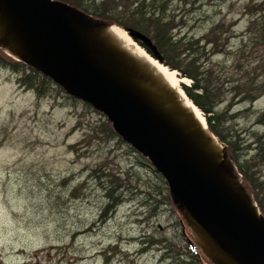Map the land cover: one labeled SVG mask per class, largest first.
Segmentation results:
<instances>
[{
  "label": "rangeland",
  "instance_id": "374dc122",
  "mask_svg": "<svg viewBox=\"0 0 264 264\" xmlns=\"http://www.w3.org/2000/svg\"><path fill=\"white\" fill-rule=\"evenodd\" d=\"M170 3L174 13L185 14L182 30L188 35L201 36L215 22L228 29L225 44L207 60L220 100L214 111L225 118L217 127L230 144L215 136L223 155L226 148L230 154L221 162L223 173L255 202L231 155L235 147L242 158L256 156L261 175L256 182L264 196V151L254 149L255 134L264 131L257 122L264 93L249 103L233 86L250 77L264 86V45H250L246 32L264 0ZM66 13L81 30L99 28L76 9ZM243 43L249 47L239 56ZM4 51L0 55L14 59ZM17 78L0 67V264H197L186 259L190 243L199 264H219L194 238L189 216L182 219L163 177L111 130L101 112L53 82L39 99ZM187 79L181 88L191 83ZM107 190L121 202L103 216Z\"/></svg>",
  "mask_w": 264,
  "mask_h": 264
},
{
  "label": "water",
  "instance_id": "95a60500",
  "mask_svg": "<svg viewBox=\"0 0 264 264\" xmlns=\"http://www.w3.org/2000/svg\"><path fill=\"white\" fill-rule=\"evenodd\" d=\"M3 1L14 28L23 34L29 52L23 57L30 59L26 62L67 94L104 114L118 136L148 158L187 219L191 216L244 264H264V220L260 211L258 219L248 213L213 172L202 169L188 155L187 145L166 123L90 61L79 39L80 28L66 13L70 7L58 0ZM122 29L152 58L163 63V56L149 36L132 27ZM6 42V37L0 40L3 46ZM239 191L247 197L242 189ZM190 246L195 252V246Z\"/></svg>",
  "mask_w": 264,
  "mask_h": 264
},
{
  "label": "trees",
  "instance_id": "16d2710c",
  "mask_svg": "<svg viewBox=\"0 0 264 264\" xmlns=\"http://www.w3.org/2000/svg\"><path fill=\"white\" fill-rule=\"evenodd\" d=\"M58 1L72 9H76L91 16L97 23H105L107 25L115 24L122 28L132 27L149 36L163 56V64L170 70H177L181 77L186 76L190 78L191 83L189 85H183L182 89L186 96L197 106L200 112L203 113L208 129L219 137L221 141L230 144V141L225 138L222 131L217 127L225 118H222L220 113L214 111V107L220 100L216 87L212 84L213 70L212 67L208 65L207 61L212 53L217 52V50L225 44L227 34H225V37L222 35L226 33L228 29L222 31L224 27L223 22H215L210 26L208 31L201 36L193 34L188 35L187 32H183L182 30L186 26L183 19L185 14L180 11L178 15L174 13V10H170L169 6L171 0ZM187 3H189V0H187ZM192 9V4H189L187 10L191 11ZM177 15L179 16L178 20ZM246 32L250 36V45H264V6H260L256 8V10H253L252 19L246 27ZM208 45H211L210 48H208ZM248 47V45L243 43L241 49L238 50L239 56H242ZM0 67L3 69L7 68L11 72L18 74V78L16 79L18 85L25 90H32L37 98L40 99L49 92L52 81L27 63L14 59L11 60L6 56L0 55ZM259 82L258 79L250 77L243 84L236 82L233 88L241 94L240 100L253 103L260 94L264 93V86ZM257 122L264 127V110L257 116ZM109 124L111 130L115 132L110 122ZM254 144H256V148L254 149L257 153L264 151V131L260 135L255 134ZM131 148L135 150L133 147ZM232 153V161L241 174L244 183L249 185V189L251 188L253 198L264 220V196L262 193L259 194L258 191L260 188L256 182V180L261 177L259 174L260 170H258V166L254 161V159L256 160V156L250 159L242 158L241 153H238L235 147H233ZM142 157V159L150 163L148 158ZM226 157L230 158L227 148L225 149L224 159ZM256 174L259 175V177ZM242 189L245 192L244 188ZM107 193L109 194L110 203H107L102 210L103 216L107 211L113 210L121 202V200H118V196L111 193V190H107ZM169 194L181 213L182 219L186 220L187 215H185V211L182 209L181 205L177 203V200L170 191ZM105 218H103V220H105ZM153 242L152 244H157V240L154 239ZM159 245H161L160 241ZM188 247L189 256L186 255V259L191 257L199 264L198 255L192 252L190 246ZM163 248L165 249V247ZM178 261L179 263L177 264H190L189 262H183V260Z\"/></svg>",
  "mask_w": 264,
  "mask_h": 264
},
{
  "label": "bare ground",
  "instance_id": "6f19581e",
  "mask_svg": "<svg viewBox=\"0 0 264 264\" xmlns=\"http://www.w3.org/2000/svg\"><path fill=\"white\" fill-rule=\"evenodd\" d=\"M5 35L4 50L15 59L29 54L23 34L14 28L13 20L3 0H0V37ZM90 61L99 70L127 89L157 117L166 123L187 145L188 155L198 165L214 173L223 188L254 218H259L257 205L243 195L220 168L223 152L216 136L207 128L205 118L186 96L177 70L152 58L139 44L117 25L92 31L79 29ZM224 172V173H223ZM191 231L200 247L219 264H244L229 248H222L191 216Z\"/></svg>",
  "mask_w": 264,
  "mask_h": 264
}]
</instances>
